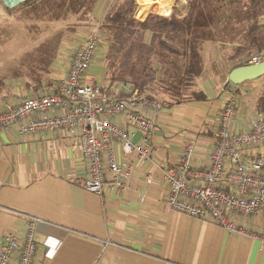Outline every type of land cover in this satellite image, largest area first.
Returning <instances> with one entry per match:
<instances>
[{
    "label": "crops",
    "instance_id": "obj_1",
    "mask_svg": "<svg viewBox=\"0 0 264 264\" xmlns=\"http://www.w3.org/2000/svg\"><path fill=\"white\" fill-rule=\"evenodd\" d=\"M113 2L0 0V111L57 89L69 73L74 51L69 42H75L79 32L67 34L72 36L60 41L55 35H60L67 25H76L82 14L103 23ZM159 2L169 5L170 14L175 9L183 10L187 3L140 0L137 13L142 14V21L148 17L149 9L159 13ZM238 7L242 5L235 6L234 12ZM181 14L185 15V9ZM245 20L264 28V15L255 18L252 13ZM231 47L229 43L209 42L203 57L215 63L216 57L233 54ZM44 51H50L54 58L47 67L38 63L39 57L45 56ZM27 57L37 62H25ZM230 65L219 68L213 64V73L206 75L204 63L198 86L207 94L208 102L169 105L153 99L164 104V108H149L144 113L153 122L154 129L149 134L123 117L113 119L134 135L136 144L149 150L150 158L126 156L112 141L118 161L129 165L132 171L124 180V188L113 187L115 179L109 175L102 196L85 188L90 178L89 164L79 150L71 147L77 139L76 132L21 135L18 126L1 128L0 249L6 245L8 235L23 236L29 220L34 218L37 252L33 264H264L262 239L229 235L210 219L187 216L174 211L168 203L165 174L179 164L186 147L194 148L193 166L209 165L228 92ZM29 68L51 72L42 79L39 90L35 89L37 82L24 75ZM262 79L239 88L242 98L233 125L235 133L250 131L263 115L254 103H247L257 94L252 89L264 84ZM85 81L102 88L109 85L105 81L101 84L91 69ZM242 87L246 92H241ZM234 219L248 230L264 234V215H235ZM11 264H18L17 255Z\"/></svg>",
    "mask_w": 264,
    "mask_h": 264
},
{
    "label": "built area",
    "instance_id": "obj_2",
    "mask_svg": "<svg viewBox=\"0 0 264 264\" xmlns=\"http://www.w3.org/2000/svg\"><path fill=\"white\" fill-rule=\"evenodd\" d=\"M135 1L139 6V1ZM102 42L99 29L84 40L73 53L68 76L59 82L57 89L0 111V129L18 126L21 135L76 132L77 139L71 147L79 150L89 164L90 178L85 188L99 196L104 193L103 184L109 175L115 179L113 187L124 188V180L132 171L129 165L118 161L112 141L126 156L150 158L149 150L136 144L134 135L113 119L123 117L149 134L154 129L153 122L144 113L149 108L155 111L164 108L160 101L132 92L123 84L102 88L85 81ZM263 61V56H257L248 65ZM238 110L237 95L228 91L209 165L193 166L194 148L186 147L179 164L165 174L168 203L174 211L187 216L210 219L229 235L264 241V234L250 231L234 219L235 215L243 218L264 215V114L250 131L235 133L233 125ZM36 223L31 218L23 236H7L6 245L0 249V264H11L15 255L18 264H33L37 252Z\"/></svg>",
    "mask_w": 264,
    "mask_h": 264
},
{
    "label": "trees",
    "instance_id": "obj_3",
    "mask_svg": "<svg viewBox=\"0 0 264 264\" xmlns=\"http://www.w3.org/2000/svg\"><path fill=\"white\" fill-rule=\"evenodd\" d=\"M186 14L180 18L174 13L170 17L149 14L144 21L135 19V0H116L100 28L111 33L110 50L120 55L119 68L109 76V86L123 84L150 100L157 98L158 87L171 93L167 82L177 83L174 88L177 99L172 105L208 102L207 94L198 89V80L203 74V52L209 42L232 45L230 71L247 66L248 62L264 52L263 26L245 23V17L264 15V0H186ZM244 4L247 6L245 7ZM238 7L234 12L235 6ZM237 17V19H235ZM221 31L225 34H220ZM38 63L47 67L51 59L50 51L43 52ZM45 58V59H44ZM36 61L28 57L25 62ZM159 62V63H157ZM158 65H157V64ZM171 66L169 80L161 75V67ZM51 72L29 68L24 74L29 80L43 86L42 79ZM167 86V87H166ZM166 87V88H165ZM240 86L234 87L230 81L228 91L239 93ZM39 90V89H38ZM190 93L189 96L184 95ZM133 94H130L132 96ZM187 97L181 100L182 97ZM170 97V96H169ZM256 109L264 114V92L257 100Z\"/></svg>",
    "mask_w": 264,
    "mask_h": 264
},
{
    "label": "rangeland",
    "instance_id": "obj_4",
    "mask_svg": "<svg viewBox=\"0 0 264 264\" xmlns=\"http://www.w3.org/2000/svg\"><path fill=\"white\" fill-rule=\"evenodd\" d=\"M114 1H116V0H114ZM138 1H139V6H140V0H138ZM178 3L179 2H177V4ZM184 9L181 10V11L179 9H175L176 11L175 10L174 11H175V13L177 14L178 17L182 18V17L185 16V15L182 16V14H181V12L184 11ZM110 10H111V8H110ZM174 11L172 12V14L174 13ZM147 12H148V15L149 14H156V15L163 16V17H170L172 15V14H169L168 16L160 15L159 13L156 12V10L154 8L149 9ZM185 14H186V10H185ZM82 15H83L82 18H80L81 16L77 17L76 25H67L65 27V30H62L60 32L61 33L60 35L56 34L55 37L59 38V41H60V40H62L64 38H66V37H71L72 36V35L68 36L67 34H73V33L78 31L79 32V34H78L79 37L76 39V41L75 42H69V45H71V47H72L71 49L74 50V51L72 50L73 53H74L81 46V44L83 43L82 40L88 39L93 34H95L98 31V29H99V32H100V34L102 36V39H103V42L101 43V45L98 48V51H97V54L95 56V59H94V62H93L91 70H94V72H96V77L101 80L100 81L101 84H103L104 81L109 83L110 82L109 76H111L113 74V72L120 67L119 66V63L121 61L120 55H117L116 53H114L113 51L110 50L109 39L111 38L112 35H111L110 32H108L106 29H104V27H103V29L100 28V26L103 23L95 22L94 20H91V18L89 19L87 13L85 15L84 14H82ZM134 17H135V19H137L139 21H142V18H143V16L140 15L139 12L137 13V10H136V13H135ZM79 18H80L81 22H78ZM220 34L224 35L225 32L221 31ZM263 54H264V52L261 55H263ZM227 55L228 54H226V56H221L219 58L216 57V60L214 61L215 63H212V62L210 63L209 62V58L203 57V61H205L204 63H205V66H206L205 67L206 68V75H211L213 73V66H212L213 64H215L216 67L218 66L219 68H222L224 64L225 65L231 64L229 59H228L229 56H231V55H228V56ZM24 59L28 60V57L24 58ZM157 63H159V62H157ZM170 67L171 66H167V67L163 66V67H161L162 68L161 69V75H162V78L165 81L169 80L168 76L173 71V68H170ZM214 72L216 73V70H214ZM262 78H263L262 81H264V77H262ZM167 84L169 85V87L171 89V93L167 92L166 89H164V88L158 87L156 89V96H157L158 99H160L163 102L167 101L169 103L170 102L174 103L172 101V98L173 99H177V96H176L175 92L173 91V89L177 88L178 84L177 83L173 84L171 82V80L169 82H167ZM250 84H255V83L247 82V85L245 83L246 86H248ZM259 86H257L256 89H252L253 91H256L257 94H255L254 96L249 98L250 102L246 101L247 103H250V105H253V103L256 105L257 104V100L259 99V97L264 92V84L263 83L261 84V88H259ZM103 87L106 88V86H103ZM197 88L198 89H196V90L201 89L199 86H197ZM249 88H252V87H249ZM241 89H242L241 92H246V90H247L244 87H242ZM184 95L189 96L190 93L187 92ZM236 95L238 96V101H241L242 96L240 95V97H239L238 94H236ZM184 98H187V97L186 96L182 97L181 100L184 99ZM191 103H194V102H191ZM191 103H188V104H191Z\"/></svg>",
    "mask_w": 264,
    "mask_h": 264
},
{
    "label": "water",
    "instance_id": "obj_5",
    "mask_svg": "<svg viewBox=\"0 0 264 264\" xmlns=\"http://www.w3.org/2000/svg\"><path fill=\"white\" fill-rule=\"evenodd\" d=\"M264 77V61L256 65L236 68L229 74V81L234 87L241 86Z\"/></svg>",
    "mask_w": 264,
    "mask_h": 264
},
{
    "label": "bare ground",
    "instance_id": "obj_6",
    "mask_svg": "<svg viewBox=\"0 0 264 264\" xmlns=\"http://www.w3.org/2000/svg\"><path fill=\"white\" fill-rule=\"evenodd\" d=\"M159 13L161 15H169L170 14V7L168 4L164 3V2H159ZM142 15V14H141Z\"/></svg>",
    "mask_w": 264,
    "mask_h": 264
}]
</instances>
